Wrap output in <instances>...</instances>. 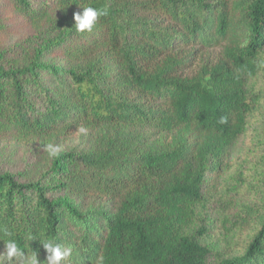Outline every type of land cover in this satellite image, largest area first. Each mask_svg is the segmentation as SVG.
Listing matches in <instances>:
<instances>
[{"label":"trees","instance_id":"trees-1","mask_svg":"<svg viewBox=\"0 0 264 264\" xmlns=\"http://www.w3.org/2000/svg\"><path fill=\"white\" fill-rule=\"evenodd\" d=\"M11 1L45 26L0 49V137L95 131L37 178L0 169V252L15 239L47 264L53 240L71 248L61 264H264V0ZM90 5L108 15L78 33ZM210 185L260 193L222 200L233 228L250 223L236 253L203 239Z\"/></svg>","mask_w":264,"mask_h":264},{"label":"rangeland","instance_id":"rangeland-1","mask_svg":"<svg viewBox=\"0 0 264 264\" xmlns=\"http://www.w3.org/2000/svg\"><path fill=\"white\" fill-rule=\"evenodd\" d=\"M39 1V0H35ZM53 11L54 8L51 7ZM44 20V19H43ZM45 26L43 21H31L20 14L15 8L11 0H0V49L11 47L14 44L27 40L31 42L34 39H29L30 37H37L38 32L42 27ZM220 47H209L198 50L195 52L192 59L191 65L184 68L181 73L184 75H190L195 73L198 67L206 62H215L220 56ZM78 128L73 133L67 136H46L42 138H27L19 139L12 137H0V169L9 170L16 174H23L28 177H39L41 174L48 169L52 158H50L46 152H43L44 143H55L62 150L70 149H81L85 147L93 137L95 129H85L84 132H80ZM256 164L261 166L264 164L263 161L257 162L254 160L251 164ZM219 186V188H218ZM208 186L209 191L213 196V199H217L211 204L209 229L207 234L203 235L205 241H209L216 246L218 250L230 254L236 253L235 250H239L240 246L243 245L244 239L248 236V227L250 223L243 225V228L238 229L233 228L232 223L234 220H225L224 215H222L221 210L224 208L225 203L222 201L225 196L229 199H234L241 201L245 197L253 198L258 196V193L249 187H243L236 192H226L223 199L219 200V194L222 186L218 185ZM215 187V189H214ZM105 198L96 199V202H104ZM90 202V200L88 201ZM238 206V205H237ZM220 214V215H219ZM235 230H230V229ZM231 232V233H230ZM232 234H235L233 237Z\"/></svg>","mask_w":264,"mask_h":264},{"label":"clouds","instance_id":"clouds-1","mask_svg":"<svg viewBox=\"0 0 264 264\" xmlns=\"http://www.w3.org/2000/svg\"><path fill=\"white\" fill-rule=\"evenodd\" d=\"M107 9H98L93 6L82 7L81 12L74 13V27L76 32L84 33L91 32L96 21L101 16H107ZM221 123L226 122L225 117H221ZM84 132L85 129H79ZM43 152H46L50 158H57L60 155L61 148L55 143H44ZM6 235H11L7 231ZM30 241L34 238L28 237ZM47 251V264H61V261L67 259L71 255V248L64 247L62 244L54 242L53 240L41 241ZM15 258L17 264H39L37 253L34 251L32 255L19 246L15 239H8L4 241V250L0 252V264H4L5 260L12 261Z\"/></svg>","mask_w":264,"mask_h":264}]
</instances>
